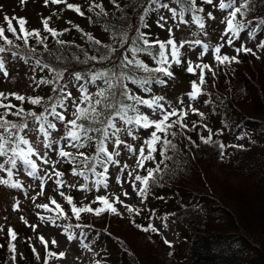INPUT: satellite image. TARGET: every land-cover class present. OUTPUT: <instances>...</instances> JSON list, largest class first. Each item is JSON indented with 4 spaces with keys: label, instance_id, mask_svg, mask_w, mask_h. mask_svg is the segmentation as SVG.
<instances>
[{
    "label": "trees",
    "instance_id": "obj_1",
    "mask_svg": "<svg viewBox=\"0 0 264 264\" xmlns=\"http://www.w3.org/2000/svg\"><path fill=\"white\" fill-rule=\"evenodd\" d=\"M35 1H39L44 8L39 10L42 21L48 19L49 27L62 34L54 37L44 29L42 21L34 27L31 26L27 15L13 13L12 17L26 20L24 27L28 31L37 30L40 35L29 36L28 44L25 45L23 39H16V36L7 31L5 22V25L1 23L0 27L5 29V35L13 41V45H7L3 40H0V45L9 46L12 52L24 60L33 62L39 68L36 75L37 88L32 92V96L43 98L41 104L50 103L49 97L56 98L58 93L52 91L53 87L66 85V89L70 77L75 73L82 74L83 79L89 82L93 72L119 70L125 55L132 58L128 49L133 46V41H136L138 47L144 46L138 40L140 32L145 33L150 42L167 41L169 38L176 41L175 33L169 34L165 26L160 27L163 23L160 17L164 9L161 4L167 3L168 0H156L155 3L153 0H115V4L112 0H90L87 5H84L83 1H80L82 4L68 2L79 5L84 12L83 16L68 9L63 3L49 2L46 6L44 0ZM94 4H101L107 14L98 16L100 8L90 11V6ZM252 4L253 7L247 16L238 15L237 20L252 21L243 32L251 33L254 38L264 43V24L258 23L264 18V0H252ZM197 5L204 9L208 7L202 0H197ZM204 12L185 13L184 18L191 19L192 15H199L207 27L205 22H210V18ZM12 24L17 30V35L22 36L23 33L20 32L15 19ZM197 27L200 28L199 25ZM120 33L128 37V43L123 47ZM89 35L101 44L96 45L89 40ZM102 35L104 38L100 37ZM41 40L43 43H40ZM58 40L66 43H57ZM109 49L116 51L110 53ZM151 51L155 54L158 46ZM261 51V55L255 56L251 53H239L237 59L240 63H218L219 75L213 77L211 73L210 78L202 85V94L197 97L198 102L205 105L204 111L196 108L204 114L203 117L192 111L187 113L184 120L188 125L186 129L177 125L169 130L167 138L176 145L175 149H168L166 153L171 159L160 155V151L164 149L158 144V151L153 153L155 160L149 161V168L156 169L159 163L160 170L154 171V179L150 180L148 185L149 195L151 194L148 204L140 209L141 214L135 216V220L136 223L147 226L153 224L157 218L165 217L180 230V240L176 244L171 243L172 247L164 244L165 237L162 234L145 233L133 226L130 220L134 214L132 218L127 219L108 213L99 217L92 213H82L81 219L77 220L68 213V218L65 219L48 198L41 200L58 211L57 216L63 222L84 227L94 234L100 248V264H264V48H261ZM104 54L112 55V60L98 62L90 59L92 56L99 57ZM139 54L137 59L148 64L150 68L160 67L153 56ZM221 55L232 57L227 49ZM168 58L171 63L170 71L175 72L173 77L155 73L152 81L143 87L126 81L129 89L134 94L149 99V93L153 94L159 87L164 88L171 80L178 78L182 69L186 71V59L180 54L179 65L172 61L170 54ZM37 60L57 70H66L63 80L58 84H40L42 79L52 80L55 74L38 66ZM132 74L137 78L149 75L142 71ZM186 74L189 76L190 87L192 81L199 83L196 72L192 74L186 71ZM159 80L166 83H160ZM97 85L104 87L101 81H97L95 86ZM144 88L150 91L145 92ZM6 103L13 104V101L7 100ZM41 104L28 106L24 101H20L16 103V107L24 108L25 112H36ZM145 108L141 105L140 111L148 115ZM180 110L184 109L177 108L178 112ZM48 119L55 122L52 118ZM176 119V116L171 117V120ZM135 129L144 136L154 130ZM209 130L213 143L206 145L200 137H207ZM173 131L177 133L175 137L171 135ZM239 140L243 142L238 144L236 141ZM220 143L226 145L223 159L220 157ZM231 145L243 147H229ZM21 147L25 148L24 145ZM95 149L96 141H92L89 148L84 147L80 151L92 157L96 155ZM65 150L71 152L68 148ZM77 152H71L74 158L62 157L64 164L61 172L64 175L74 167L77 171L84 170L81 163L83 157H79ZM96 171L103 172V166L98 164ZM145 174L147 176V173ZM86 175L90 179L93 174L86 172ZM85 205H91L93 208L100 206L92 202ZM61 207L66 212L65 205ZM9 228L17 234L15 241L18 239V233L23 236L19 256L18 250L16 253L9 251V243L17 247L8 235ZM27 228L26 223L19 220L6 226L4 233L0 234V245L3 246L0 247V264H45V261L47 264H54L51 261L54 257L48 256L52 248L48 243L45 245V242L41 250L35 247ZM33 248L36 253L41 254L39 260L36 253H33ZM13 255L17 257L15 260L12 259Z\"/></svg>",
    "mask_w": 264,
    "mask_h": 264
},
{
    "label": "snow or ice",
    "instance_id": "obj_2",
    "mask_svg": "<svg viewBox=\"0 0 264 264\" xmlns=\"http://www.w3.org/2000/svg\"><path fill=\"white\" fill-rule=\"evenodd\" d=\"M51 2L52 4H65L68 9L74 10L79 15L83 16L84 12L81 11L79 5H74L68 3L67 0H44L45 5L47 6L48 3ZM156 0H153L155 3ZM21 3H26V0H21ZM112 3L115 4V0H112ZM175 3L180 6V12L178 13L175 8H170L167 3L161 4L162 8L168 9L171 13V19L175 20L177 16L181 18V22L187 23L186 20L183 19L185 13H198L204 12L205 9L203 7H198L197 0H175ZM202 3L211 5L213 7H218L219 10L222 12H227V16L222 21V23L226 24V28L224 30V34L222 35L221 39H224L225 36H228L226 43L231 46L233 44L232 36L239 37L243 30L247 27L248 24L252 23L250 20H237V16L246 17L248 12L251 11L253 4L252 0H218V3H214V0H202ZM119 7V5H116ZM93 8H100V13L97 15H106L107 13L104 12L103 6L101 4H94L90 6L89 10L91 11ZM147 11V10H145ZM207 17L211 19H215V16L211 11L206 13ZM15 19L20 27V32L23 35H17V30L13 27L12 20ZM192 21L199 25L200 29L203 30L205 28L204 20L199 15H192ZM5 22L7 23V31L12 33L16 36V39H23L24 44H28V37L29 36H36L39 37L40 33L37 30L28 31L24 25L26 24V20L24 18H17V17H8L5 15L4 17ZM161 21L165 23L160 24V27L163 28L167 21L165 17H160ZM44 29L52 34V36L61 35L62 33H57L56 30L52 29L48 25V19H44L42 21ZM259 24H264V18H261L258 22ZM147 26V25H145ZM68 31V29H65ZM169 33H171L172 29H168ZM231 33V36H229ZM251 34V33H249ZM114 35H116L114 33ZM121 38V46L123 47L124 44L128 43V37L124 33H120ZM206 35V33H205ZM88 39L93 41L96 45H100L101 42L99 40H95L91 35L88 36ZM0 40H3L7 45H13V41L9 39L5 35V29L0 27ZM138 40L142 42L144 45L143 47L136 46V41H133V46H131L128 51L131 53L132 58H129L125 55L120 62L119 70L112 69V70H101L93 72L89 77V83L96 85L97 81H101L104 87H99L97 85V91L95 93H89L88 89L83 85H79V98H74L71 92H65V86L60 87H53L52 91L54 93H58L55 99L49 97L48 100L50 103L45 107L44 112L37 113L35 111L25 112L24 108H17L16 105L11 103H4L5 100L8 99V96L11 95L17 101H25L26 97L23 95H19L17 93H3L0 92V109H4V111L0 112V157H7L6 163L10 164L11 167L6 169L8 179L0 178V185H5L10 188H21L22 185L19 181L12 182L11 178L14 175L12 169L18 167V162L26 166L30 171H28L29 176H36L37 173V164L36 162L31 159L33 155H37L35 148L29 143V140L26 138L27 133L25 132L26 129H29L28 125V118L31 117L34 121L37 122L38 128L35 129L36 132L43 135L45 141H48L51 132L50 130H54L57 128V124L53 122V120H49L48 117L51 116L55 121H59L62 123L65 128L67 129L65 136L63 139L71 140L73 143L71 147L82 149L85 145L89 142L96 141V155L89 157L84 152L78 151L77 155L79 157H83L81 163L84 165V170L77 171L74 167L72 168V175H79L84 176L85 180L88 179L86 172H91L94 176L100 177V179H96L93 181V187L99 191L100 187H107L108 184V167L107 164L109 163H119L118 160H115L114 157L119 156V148L121 145H124L128 148L129 151L135 152L137 149H134L132 145L125 144V141L119 138V134L121 132H126L128 136H134L133 129L135 128H143V129H154L151 131L150 137L144 141V145L147 146V155H145V147L141 146L138 149L139 158L137 159L138 167H144V161L146 160H155V156L153 153L158 151L157 145L159 144L164 150L160 151V155L165 159H171L166 155L168 149H175L176 145L172 143L171 140L167 138L169 134V130L173 127L179 125L180 128L186 129L188 127L187 123L184 122L187 111L180 110L179 112L175 108H171L168 110L165 108L164 104L161 103L164 100V97H153L151 99H144L141 96H138L129 89L128 84L125 83L126 81H130L133 84H138L140 87H143L146 84H149L152 79L154 78L153 74L155 73H162L166 77H173L174 73L170 71L171 63H169V54L171 55L172 61L179 65L181 60L179 59V51L177 47V42L174 39L169 38L167 41H153L150 42L145 33L140 32ZM40 43H43L41 40ZM57 43L64 44L65 41L58 40ZM196 45H200L201 41L196 40L194 42ZM158 46V51L153 54L151 49L156 48ZM170 46V48H169ZM223 44L217 45L213 51L215 54V60L219 64L225 63H240L237 59V56L229 57L227 55H220L221 48ZM107 47V46H105ZM180 47H183L181 44ZM260 48H264V43L259 44ZM205 52L208 50L209 46L207 44L203 45ZM45 50L47 51V46H45ZM6 48L0 46V53L5 52ZM35 51V49H32ZM116 49H109L110 53H114ZM235 51L237 54L244 52V53H251L253 56L256 55L255 52L252 51L251 48L244 47L243 45L239 48H236ZM138 53H146L147 55L153 56L155 62L160 65V67L150 68L148 64L144 63L142 60L137 59L136 56ZM16 55V53H13ZM259 58V57H257ZM79 59V58H77ZM93 61L104 62V61H111L112 55L104 54L99 57L92 56L90 57ZM36 64L40 66L42 69L46 68L49 71L53 72L54 78L52 80H45L42 79L39 81L40 84H58L60 80L64 78V72L66 70H57L53 68L51 65L42 63L41 60H37ZM167 65V66H164ZM196 68L200 69L199 74V83L196 81L191 82L192 91L188 93L190 100H195L199 95L202 94V85L206 83L204 70L207 69L209 72L212 73L213 77L215 76V72L213 71L212 67L208 64H197ZM130 70V71H129ZM136 71H142L144 73H148V76L137 78L132 73ZM188 73L195 74V68L192 66L191 62L188 63L186 68ZM0 73L3 74L4 77H7L9 74L5 69V64L2 58H0ZM74 77L77 81L83 79L82 74L75 73ZM158 79V78H157ZM160 83H166L164 80H159ZM144 91H150L148 88H144ZM28 102L32 105H40L43 98L41 97H28ZM181 103L183 101L181 100ZM81 105H86L85 107H81ZM146 106L149 108L153 115L159 114L157 119H151L149 115H146L140 111V106ZM69 106L75 108V111L72 113L73 119H67L63 112H58L57 108H64L67 109ZM13 108H16V111H11ZM190 110L193 113H196L203 117V113L199 112L198 109L192 108L189 105ZM9 115L16 116L20 118L21 122H14L10 119H7ZM176 116V120H171V117ZM125 127L119 126L120 123ZM195 122H193V127H195ZM206 128L207 126L204 125ZM31 131V130H30ZM21 133H25L21 135ZM158 133L164 134L163 136L158 135ZM98 134V135H96ZM171 135L175 137L177 135L176 132H171ZM190 139V138H189ZM201 141L204 144H211L213 143L212 140V133L209 130V135L207 137L201 136ZM111 142L115 151H110L107 143ZM54 142H48L45 144V147H52ZM21 145L27 146L26 148L21 147ZM220 157L223 159L224 157V149L226 145L220 143ZM229 147H243L242 145L236 146L231 145ZM9 153L11 155H9ZM58 154L64 158L73 157V153L65 151L63 148L58 150ZM103 154V157H101ZM42 158V156H41ZM74 158V157H73ZM44 163H48L47 160ZM56 163H59L58 161ZM103 166V172H97L96 166L97 165ZM127 168V165H124ZM0 169H5L4 164H0ZM160 166L159 163L157 164L156 169H147V176H140L135 175V181L141 182L143 187L137 188L135 184L131 185L133 190L136 191V194L142 197H147L148 185L149 181L154 179L153 173L154 171H159ZM55 176L61 177L64 175L63 172L55 171ZM129 176L132 173H128ZM119 183V179L117 180ZM59 186H63L62 181L57 179L55 182ZM71 187H76V185H71ZM79 189L82 192L89 191V187L87 184H82L79 186ZM60 195L64 197L69 205H71V214L75 216L77 220L81 219L82 213H92L93 215L99 217L104 213H108L111 215H116L123 217V212L119 211L116 207L117 204L123 206L126 212L130 214H134L133 218L130 220V223L133 224L138 230L145 232V233H155L157 235L160 234V229H158L153 224H148L147 226H143L141 224L136 223L135 216H139L141 214V210L138 208L133 207L132 205L126 204L123 200L120 199L119 196H116L110 199L108 196L105 195H98L96 196L95 200L92 203H98L100 206L93 208L91 205H84L78 207L76 204L73 203V198L71 196H65L63 192H60ZM124 196H128V192L123 193ZM144 201L141 200V203ZM52 204L56 206V209L59 210V214L63 216L65 219L68 218V213L64 211L59 203L55 199L51 201ZM18 202L14 207H18ZM37 207H43L48 209L49 206L47 204L44 205H37ZM51 210V209H49ZM43 219V217H41ZM35 227V226H33ZM166 227V225H165ZM3 229L0 228V231ZM67 231V229H65ZM8 235L10 236L12 241L16 240V232L9 228ZM42 242H44V238H40ZM67 239L69 241L73 240L74 237L72 235H68ZM164 244L172 247L171 242L166 238L163 240ZM53 244H56L57 241L53 240ZM46 245V242H45ZM0 247H3L0 245ZM87 247V246H86ZM9 251L12 253H16V246L13 243H9L8 245ZM33 253H36V249H32ZM64 252L60 253H53L49 252L48 256L50 257H57L64 258ZM36 258L39 260L40 256L36 253ZM13 260L16 259L15 255L12 257ZM47 264V261H45ZM99 264V262H97Z\"/></svg>",
    "mask_w": 264,
    "mask_h": 264
},
{
    "label": "rangeland",
    "instance_id": "obj_3",
    "mask_svg": "<svg viewBox=\"0 0 264 264\" xmlns=\"http://www.w3.org/2000/svg\"><path fill=\"white\" fill-rule=\"evenodd\" d=\"M20 1L21 0H0V24L2 23L5 25V15L11 18L12 14L15 13L17 15H27L30 24L32 23L31 26L35 27V24H38V22L40 25L42 17L40 16L41 11L39 10L44 9L42 4L35 0H27L26 3L23 4ZM80 1H83L84 5H87L90 2V0H87V2L84 0H67V2L82 4ZM214 3H218V0H214ZM167 4L170 8H175L178 13L180 12V6L175 3V0H168ZM209 11L213 13L215 19L210 18V22L206 21L205 23L207 27L203 30L198 28L197 24H195L192 19H185L183 17L187 23L181 22V18L179 16H177L175 20L171 19V13L168 9L164 8L162 13V16L165 17V20L167 21L165 27L167 29H172L169 34L175 33L174 38H176L179 54L186 59L187 66L188 63L191 62L192 66L195 68V72L197 73L196 76H199L200 74V69L196 68L197 64H208L215 72V76L219 75V64L215 60V54L213 51L217 45H224L221 48L220 55L227 49L231 52L232 56H238L239 54H237L235 49L241 47L242 45L244 47L251 48L257 55L262 54L261 48L259 47L261 40L254 38L252 34L247 32H243L240 38L232 36L231 38L234 43L231 46L226 44L225 41H227L229 37L225 36L224 39H221V37L226 28V24L222 23V21L227 16V12H222L218 9V7H213L211 5H208V7L205 8L204 13ZM163 23L165 22L163 21ZM166 36H168V34ZM229 36H231V33H229ZM100 37H103V35ZM196 40H200L201 44L196 45L191 43ZM181 44L183 47H180ZM204 44L209 46L206 52L203 48ZM5 48L6 51L0 53V58L3 59L5 69L9 75L4 77L3 74L0 73V92L23 95L26 97L24 102L30 106L32 104L28 102L27 98L36 97L32 96V92H34L37 88L36 75L39 73V68L33 62L21 58L20 55H13L14 52L10 50L9 46H6ZM139 56L140 54L138 53L136 58ZM204 74L207 81L211 76V72L209 73L208 70L205 69ZM188 77L189 76L186 74L185 69H182L178 78L171 80L164 88L159 87V89L153 94L149 93L147 98L151 99L153 97H164V100H162L161 103L164 104L165 108L168 110H171V108H182L189 113L191 112L189 108L190 105L192 108H199L204 111L205 105L199 103L197 99H189L188 93H190L192 89L189 86L190 81ZM80 84H83L88 89L89 93H95L97 91V86L87 82L86 79L77 81L73 75L69 79V86H67L65 92H71L74 98H79L80 92L78 89ZM99 87H101V85H99ZM7 100L13 101L14 105H16L17 102H20L15 100V98L11 95L8 96ZM7 100H5L4 103H6ZM181 100L183 103H181ZM42 104L36 112L42 113L39 112L41 110L44 112L45 107L48 104H43L44 106H42ZM85 106L86 105H81V107ZM57 109L63 112L67 119L74 118L72 115L75 111L74 107L69 106L67 109L58 107ZM145 110L150 117H154L153 120L158 118L159 114L153 115L151 110L147 107ZM2 111H4V109L0 110V112ZM11 111H16V108H13ZM48 118L53 119L51 116ZM7 119L21 122L20 118L13 115H9ZM27 122L29 129L25 130L27 133L26 138L37 152V155H33L31 157V159H33L37 164V173L35 177L29 176L27 173L30 169L18 162V167L12 169L14 172V178H11V181H20L22 187L17 189L0 185V228L3 229L0 231V234L4 233L6 226H8L10 222L15 220L23 221L28 226L27 229L30 234V239L35 247L41 250L43 242L40 238L43 237L44 242L48 243L50 248H52L53 253L58 254L60 252H64L66 254L64 258H58V256L52 258V263L97 264V262H99L100 264L99 244L95 240V236L91 233V231L86 230L84 227H77L73 224L63 222L61 218L57 216L58 211L53 208L49 207L48 209H45L43 207H37V205H44L46 203L45 201H41L42 199L48 198L50 203L51 200L55 199L57 203L65 205L67 213H71V205H69L64 197L60 195V192H63L65 196H71L74 203H77L76 205L78 207L93 202L98 195H105L108 197L120 196V199L126 204L132 205L138 209L144 208L148 204L151 194L149 195V191H147L146 198L139 196L136 194V191L133 190L131 185L135 184L137 188L143 187L141 182L135 181L134 177L137 174L142 177L146 176L145 173H147V169H149V160L144 161L143 168L138 167V149L141 146L145 147V155H147L148 150L147 146L144 145V141L150 137L151 133L144 136L139 134L136 129H133L134 136H128L126 132H121L119 134V138L125 141V144L132 145V147L137 149V151L131 152L127 147L121 145L119 148L120 155L115 157V160H118L119 163L109 164L110 175L107 176L109 179L107 187L105 188L101 186L99 191H97V189L93 187V181L100 179L98 176L92 175L90 179L85 180L83 176H80L81 178H79V175H72V171H69L61 177L55 176V171L61 172L64 164L63 158L58 154V150L61 148L64 150L68 148L71 152L81 150L71 147L73 142L70 139H63L67 129L62 123L55 121L57 128L50 130L51 135L48 141H45L43 135L35 131V129L38 128L37 122L31 117L28 118ZM120 126L125 127L122 123ZM24 134L25 133H23V135ZM48 142H54L52 147H45V144ZM236 142L239 144L243 141L239 140ZM89 143L85 145L86 148H89ZM107 145L110 151L116 150L111 142H108ZM26 147L27 146H25V148ZM9 155L11 154L9 153ZM101 157H103V154H101ZM6 160L7 157H0V164L5 165V169H0V178L4 179H8L6 169L11 167L10 164L6 163ZM45 160H47L48 163H44ZM57 161L59 163H56ZM124 165H127L128 167L125 168ZM128 173H132V175L129 176ZM57 179L62 181V187L55 183ZM118 179L119 183L117 182ZM82 184H87L90 190L82 192L79 189V186ZM71 185H76V187H71ZM124 192H128L129 195L124 196ZM141 200L144 202L141 203ZM17 202L19 207H14ZM116 207L119 211L123 212V218H132V214L126 212L123 206L117 204ZM41 217H43V219H41ZM153 225L160 229V234H162L171 243L176 244L180 240L179 228L170 224L165 217L157 218L153 222ZM65 229H67V231H65ZM69 234L74 237L71 241L67 239ZM22 238L23 236L18 233V239L14 242L17 245V256H19L21 251ZM53 240L57 241V243L53 244Z\"/></svg>",
    "mask_w": 264,
    "mask_h": 264
}]
</instances>
